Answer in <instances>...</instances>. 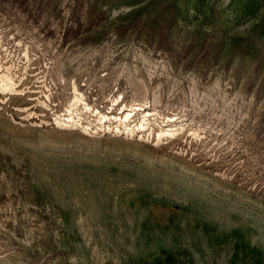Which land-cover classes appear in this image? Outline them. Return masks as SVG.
<instances>
[{"label": "rangeland", "instance_id": "374dc122", "mask_svg": "<svg viewBox=\"0 0 264 264\" xmlns=\"http://www.w3.org/2000/svg\"><path fill=\"white\" fill-rule=\"evenodd\" d=\"M171 2L217 63L117 29ZM30 4L0 0V264H264V91L230 46L264 0Z\"/></svg>", "mask_w": 264, "mask_h": 264}, {"label": "trees", "instance_id": "16d2710c", "mask_svg": "<svg viewBox=\"0 0 264 264\" xmlns=\"http://www.w3.org/2000/svg\"><path fill=\"white\" fill-rule=\"evenodd\" d=\"M12 3L25 14L31 15V1L33 0H4ZM73 11L71 18L79 24V16H75ZM182 10L175 3L160 7V9L147 19L136 17L135 15L129 21L119 23L117 29L125 32L129 28L136 31H147L155 33L156 47L162 49L175 57L186 58L187 54L195 47L191 60H187L191 64L192 60L202 67L208 64H215L219 60L220 53L224 49L223 40L214 35L212 32L202 31L201 28L186 29L181 26L179 20H183ZM67 32L73 30L72 26L67 27ZM185 30L189 37L180 41L179 33ZM179 37V38H178ZM264 37V15L253 25L251 34L241 38L232 39L231 56H237L241 60L246 59L251 66V73L258 77V89L264 91V50L258 40ZM180 44V49L177 45ZM182 55V56H181Z\"/></svg>", "mask_w": 264, "mask_h": 264}, {"label": "built area", "instance_id": "2783aa9c", "mask_svg": "<svg viewBox=\"0 0 264 264\" xmlns=\"http://www.w3.org/2000/svg\"><path fill=\"white\" fill-rule=\"evenodd\" d=\"M157 54L160 55L161 58H163V59L165 58V57H163V53H162V52L158 51ZM166 63H167V66H168V67L171 69V71H172V65H171V63H170L169 61H167ZM168 67H165L166 71H168ZM154 75H155V74H154ZM151 76H153V74H151Z\"/></svg>", "mask_w": 264, "mask_h": 264}]
</instances>
